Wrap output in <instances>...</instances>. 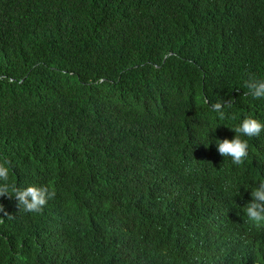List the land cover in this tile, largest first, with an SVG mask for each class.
Masks as SVG:
<instances>
[{
  "label": "trees",
  "instance_id": "trees-1",
  "mask_svg": "<svg viewBox=\"0 0 264 264\" xmlns=\"http://www.w3.org/2000/svg\"><path fill=\"white\" fill-rule=\"evenodd\" d=\"M250 76L264 0H0V158L56 192L0 197V264H264V131L239 166L216 144L264 123Z\"/></svg>",
  "mask_w": 264,
  "mask_h": 264
},
{
  "label": "clouds",
  "instance_id": "clouds-1",
  "mask_svg": "<svg viewBox=\"0 0 264 264\" xmlns=\"http://www.w3.org/2000/svg\"><path fill=\"white\" fill-rule=\"evenodd\" d=\"M248 92L256 99L264 98V79L250 76L244 84ZM229 103L217 102L211 105L212 110L217 112L220 119L225 118V107ZM236 135L232 139L217 140V150L223 157L231 158L234 165H242L249 156L248 139L242 137H258L264 131V123L252 117H245L241 123L232 129ZM11 161L6 158H0V197H15L18 201L20 210L26 213H42L48 202L55 198V189L48 185H29L25 188H19L15 184L9 183V171ZM252 201L245 207V213L255 226L264 225V181L259 182L258 186L251 191ZM0 212L5 216H11L5 211L4 205L0 204ZM0 223L3 219L0 218Z\"/></svg>",
  "mask_w": 264,
  "mask_h": 264
}]
</instances>
